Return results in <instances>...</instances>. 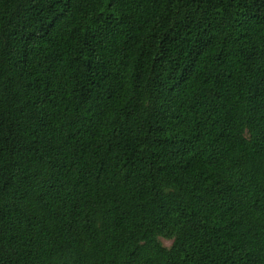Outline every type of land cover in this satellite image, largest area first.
Returning a JSON list of instances; mask_svg holds the SVG:
<instances>
[{
    "label": "trees",
    "instance_id": "trees-1",
    "mask_svg": "<svg viewBox=\"0 0 264 264\" xmlns=\"http://www.w3.org/2000/svg\"><path fill=\"white\" fill-rule=\"evenodd\" d=\"M0 264H264V0H0Z\"/></svg>",
    "mask_w": 264,
    "mask_h": 264
},
{
    "label": "rangeland",
    "instance_id": "rangeland-1",
    "mask_svg": "<svg viewBox=\"0 0 264 264\" xmlns=\"http://www.w3.org/2000/svg\"><path fill=\"white\" fill-rule=\"evenodd\" d=\"M160 240H161V242L164 244V245H166V246H168L171 242H170V240H167V239H165V238H160Z\"/></svg>",
    "mask_w": 264,
    "mask_h": 264
}]
</instances>
